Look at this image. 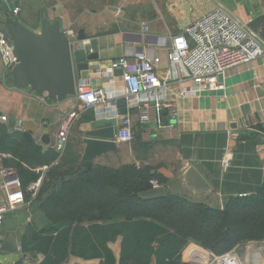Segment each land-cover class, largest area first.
I'll return each mask as SVG.
<instances>
[{
  "label": "crops",
  "instance_id": "1",
  "mask_svg": "<svg viewBox=\"0 0 264 264\" xmlns=\"http://www.w3.org/2000/svg\"><path fill=\"white\" fill-rule=\"evenodd\" d=\"M218 6L258 32L264 42V0H0V31H4L8 19L15 17L25 27L37 31L33 29L35 15L60 23L64 31L74 34V38L81 30L95 35L119 30L122 25L126 31L121 29L98 39L99 60L90 62V70L83 72L78 80V87L87 84L94 89L105 88L115 92L118 101L126 98L120 72L114 73L115 82H110L111 76L106 73L114 60L122 56L134 58L138 54H145L151 59L160 58L157 73L165 81L174 38ZM7 75L0 52V98L3 97L0 100L8 104L12 98L20 104L13 115L7 110V105L0 106V118L7 116L9 122L14 120V129L31 133L45 151L58 149L57 134L63 115L74 104L81 105L77 97H68L60 104L44 105L29 91H14L6 79ZM219 82L220 89L199 94L193 93L194 83L190 79L169 82L166 96L178 109L174 128L165 132L153 124H141L138 111L131 110L134 140L118 144L117 153L99 157L94 167L120 168L123 165L120 163L121 151L128 148L125 164L156 166L168 181V191L174 182L172 180L179 177V193L187 194L192 201L223 208L230 197L255 191L264 182V55L230 68L219 78ZM113 105L110 100L83 109L70 131L67 144L70 152L77 153L82 159L83 139L90 129L91 118L94 115L102 118L113 116ZM164 120L166 123L170 121L167 117ZM227 148L232 153V166L225 170L222 161ZM160 156L162 162L153 163ZM116 158L120 161L117 166L109 162ZM191 166L210 184L209 191L192 193L187 190L182 176L184 169ZM3 167H7L6 162L0 163V169ZM4 199L0 176V203ZM43 220L46 221L40 212L33 211L27 203L17 211L5 214L3 239L7 234L14 236L20 252L1 251L0 264H41L45 259L43 255L25 254L21 248L29 226L34 222L43 225ZM121 242L122 238H119L110 243L117 261L121 258ZM187 252L183 261L189 264H211L218 257L208 256L196 244H191ZM237 252L244 264H264V241L238 246ZM100 262L99 258L70 256L66 264Z\"/></svg>",
  "mask_w": 264,
  "mask_h": 264
},
{
  "label": "trees",
  "instance_id": "2",
  "mask_svg": "<svg viewBox=\"0 0 264 264\" xmlns=\"http://www.w3.org/2000/svg\"><path fill=\"white\" fill-rule=\"evenodd\" d=\"M11 84V82H8ZM0 152L13 158L24 189L36 181L38 167L49 166L38 195L26 202L43 216L23 238L25 254H41V264H66L70 256L99 258L100 264H189L183 255L191 244L221 256L249 242L264 241V182L253 192L230 197L223 208L172 193L161 199L141 194L152 181H168L153 165L126 163L120 168L83 167L81 156L44 147L29 132L0 121ZM122 238L121 258L110 243ZM22 264V262L17 263Z\"/></svg>",
  "mask_w": 264,
  "mask_h": 264
},
{
  "label": "built area",
  "instance_id": "3",
  "mask_svg": "<svg viewBox=\"0 0 264 264\" xmlns=\"http://www.w3.org/2000/svg\"><path fill=\"white\" fill-rule=\"evenodd\" d=\"M18 10H16L17 12ZM67 34L73 37L69 31ZM13 43L4 31H0V52L8 73L14 66L16 59L13 54ZM264 55V42L260 35L248 25L241 23L233 17L224 7L218 6L213 11L192 22L183 30V33L174 38L172 51L168 56V77L162 81L157 73L160 58H149L145 54H138L134 58L127 56L114 60L106 73L113 79L114 73L121 72L127 99V114L117 116L115 92L105 88L94 89L84 84L78 87L77 100L81 104H74L63 115L61 127L57 134L58 164L69 142L70 131L73 124L82 115L83 109L87 110L96 104L108 103L112 100L115 111L113 116L118 117V131L115 141L118 144H128L134 140L133 120L131 110L139 113L141 124H153L158 130L170 132L178 119V109L173 102L168 100L166 90L169 82L186 79L194 83L193 93L199 94L209 90L220 89L219 78L232 67L254 61ZM165 117L170 119L165 122ZM0 120L8 123L7 116ZM10 153L0 152V163L10 161ZM223 168L232 166V153L227 148L222 161ZM186 167L185 169H187ZM49 166L37 168L41 176L30 183L26 189L14 168L3 167L0 169L2 190L5 199L0 203V252L3 243V225L5 214L17 211L26 204L25 192L33 198L38 195ZM184 169V170H185ZM153 188L160 187L152 181ZM28 204V203H27ZM211 264H244L237 252V248L218 256Z\"/></svg>",
  "mask_w": 264,
  "mask_h": 264
},
{
  "label": "water",
  "instance_id": "4",
  "mask_svg": "<svg viewBox=\"0 0 264 264\" xmlns=\"http://www.w3.org/2000/svg\"><path fill=\"white\" fill-rule=\"evenodd\" d=\"M41 25V31L35 32L15 17L6 21L4 32L13 43L16 59L6 76L7 81L11 82L14 91H29L44 105L60 104L68 97H75L82 73L90 70V62L99 60L98 39L115 34L121 29L126 31L122 25L119 30L95 35H88L81 30L74 38L61 28L60 23H53L48 17L42 18ZM127 103L126 98L116 101L117 116L127 114ZM117 116L102 118L94 115L91 118L90 129L83 139L85 148L82 165L86 170L93 168L99 157L119 151V145L115 141L118 131ZM10 125L14 128L15 121L11 120ZM182 179L187 190L192 193L210 190V184L194 166L184 170ZM167 195L166 187L152 188L141 194L148 199H161ZM1 251L19 253L17 239L7 234Z\"/></svg>",
  "mask_w": 264,
  "mask_h": 264
},
{
  "label": "rangeland",
  "instance_id": "5",
  "mask_svg": "<svg viewBox=\"0 0 264 264\" xmlns=\"http://www.w3.org/2000/svg\"><path fill=\"white\" fill-rule=\"evenodd\" d=\"M42 18L43 17H41L40 15H35V18H34V22H35V27L33 28V29H36L37 31H35V32H40L41 31V21H42ZM12 97H17V96H12ZM0 99H3V97H1ZM5 105H7L8 107H7V110L9 111V112H11V114L13 115V113L17 110V108L19 107V101H17L16 99H9V103L7 104L6 103V101L5 100H0V106L1 107H3V106H5ZM15 114V113H14ZM79 141V140H78ZM129 152V150H128V148H123V150L121 151V153H122V156H121V162L119 161V159L118 158H116V160L115 161H109L112 165L114 164V165H118V163L120 162L121 164H125V161L127 160V158H126V153H128ZM129 154V153H128ZM159 162H162V156H160L159 158H156L155 160H153V163H159ZM174 163H176V162H174ZM153 181H155V180H153ZM172 181H174V182H172V186H171V188H170V192H172V193H179L180 192V185H179V183H178V181H180V179H179V177H176L175 179H173ZM159 184V183H158ZM254 242H257V241H254ZM198 246V245H197ZM200 247V246H199ZM201 248V251H205V254H207L208 256H211V255H214V256H218L216 253H214V252H212V251H210V250H208V249H205V248H203V247H200ZM235 248H237V247H235ZM235 248H232V250H234ZM232 250H230V251H232ZM187 252V251H186ZM239 252V251H238ZM188 253V252H187ZM240 253V252H239Z\"/></svg>",
  "mask_w": 264,
  "mask_h": 264
}]
</instances>
